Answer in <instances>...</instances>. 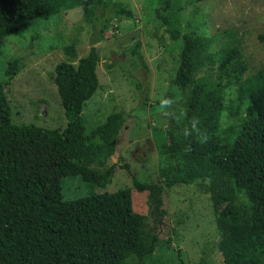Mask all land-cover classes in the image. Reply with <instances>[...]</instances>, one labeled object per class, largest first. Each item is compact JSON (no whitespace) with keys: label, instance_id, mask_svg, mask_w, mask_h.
<instances>
[{"label":"trees","instance_id":"1","mask_svg":"<svg viewBox=\"0 0 264 264\" xmlns=\"http://www.w3.org/2000/svg\"><path fill=\"white\" fill-rule=\"evenodd\" d=\"M171 1L160 0L155 17L179 45L171 78L177 96L162 112L167 142L157 181L132 176V186L115 193L62 199L66 178L93 191L110 185L117 167L105 168L126 113L113 111L93 129L82 117L99 88L96 43L77 64L55 67L64 129L15 124L0 88V264H161L155 253L166 189L193 184L211 200L223 264H264V72L245 76L238 41L216 51L214 37L184 32L177 14L168 13ZM109 8L133 19L132 9L111 0H0V50L7 37L23 36L39 20L81 9L95 24ZM68 52L76 57L72 46ZM20 69L15 58L5 73L14 77ZM232 91L236 97L228 101ZM225 113L233 119L228 125ZM133 191L149 193L148 215L135 211ZM198 264L209 263L204 257Z\"/></svg>","mask_w":264,"mask_h":264},{"label":"rangeland","instance_id":"2","mask_svg":"<svg viewBox=\"0 0 264 264\" xmlns=\"http://www.w3.org/2000/svg\"><path fill=\"white\" fill-rule=\"evenodd\" d=\"M111 1L132 9L133 19L118 18L109 8L98 22L90 24L83 11L75 9L57 19L39 20L23 36L7 37L0 50V88L11 105L15 124L48 130L67 126L54 83L55 67L60 62L77 64L94 43L100 57L99 88L82 112L85 124L96 128L113 111L127 115L115 153L105 167L117 166L112 183L91 191L79 178H66L61 193L65 201L88 197L90 192L115 193L131 187L132 176L157 181L162 164L159 150L167 142V118L162 112L170 107L169 99L176 100L171 78L179 45L156 21L160 0ZM168 13L177 14L184 32L214 37L216 51L238 41L247 63L246 77L264 72V0H172ZM109 18L113 20L106 24ZM70 46L75 58L68 52ZM15 58L21 60V69L9 77L7 64ZM235 97L231 93L228 101ZM228 114L223 115L225 125L233 122ZM132 200L136 212L148 215V192L133 191ZM164 207L167 215L158 227L155 259L159 257L161 264H198L205 257L209 264H223L215 247L219 235L209 195L196 184L177 186L166 189Z\"/></svg>","mask_w":264,"mask_h":264}]
</instances>
